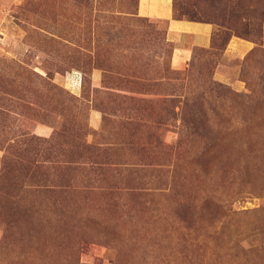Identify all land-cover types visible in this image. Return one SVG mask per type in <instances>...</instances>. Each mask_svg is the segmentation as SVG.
Wrapping results in <instances>:
<instances>
[{
	"label": "rangeland",
	"instance_id": "1",
	"mask_svg": "<svg viewBox=\"0 0 264 264\" xmlns=\"http://www.w3.org/2000/svg\"><path fill=\"white\" fill-rule=\"evenodd\" d=\"M137 1L0 0V264H264V0Z\"/></svg>",
	"mask_w": 264,
	"mask_h": 264
},
{
	"label": "crops",
	"instance_id": "2",
	"mask_svg": "<svg viewBox=\"0 0 264 264\" xmlns=\"http://www.w3.org/2000/svg\"><path fill=\"white\" fill-rule=\"evenodd\" d=\"M137 13L140 16L166 20L165 37L172 44L170 64L175 69L185 68L195 57L197 48H210L214 27L210 22L174 18L173 0H138ZM254 47L246 38L232 35L228 38L222 56L230 60L242 59ZM218 64L214 76L227 82H234L230 71Z\"/></svg>",
	"mask_w": 264,
	"mask_h": 264
},
{
	"label": "trees",
	"instance_id": "3",
	"mask_svg": "<svg viewBox=\"0 0 264 264\" xmlns=\"http://www.w3.org/2000/svg\"><path fill=\"white\" fill-rule=\"evenodd\" d=\"M173 16H174V18H179V17H176L175 15H174V11H173ZM166 21V20H165ZM241 37V36H240ZM243 38H245V37H243ZM198 49V48H197ZM223 51V50H222ZM195 56H196V51H195Z\"/></svg>",
	"mask_w": 264,
	"mask_h": 264
}]
</instances>
